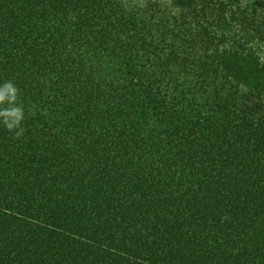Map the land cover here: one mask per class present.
Wrapping results in <instances>:
<instances>
[{"label":"trees","instance_id":"16d2710c","mask_svg":"<svg viewBox=\"0 0 264 264\" xmlns=\"http://www.w3.org/2000/svg\"><path fill=\"white\" fill-rule=\"evenodd\" d=\"M0 264H264V0H0Z\"/></svg>","mask_w":264,"mask_h":264},{"label":"clouds","instance_id":"9594fccd","mask_svg":"<svg viewBox=\"0 0 264 264\" xmlns=\"http://www.w3.org/2000/svg\"><path fill=\"white\" fill-rule=\"evenodd\" d=\"M20 89L12 80L0 82V126L19 138L24 133L25 108Z\"/></svg>","mask_w":264,"mask_h":264}]
</instances>
